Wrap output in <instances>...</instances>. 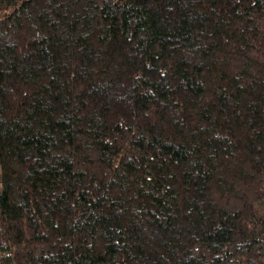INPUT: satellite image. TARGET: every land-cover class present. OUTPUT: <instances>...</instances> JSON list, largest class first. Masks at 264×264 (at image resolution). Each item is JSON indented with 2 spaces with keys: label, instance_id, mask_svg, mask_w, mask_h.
Listing matches in <instances>:
<instances>
[{
  "label": "trees",
  "instance_id": "trees-1",
  "mask_svg": "<svg viewBox=\"0 0 264 264\" xmlns=\"http://www.w3.org/2000/svg\"><path fill=\"white\" fill-rule=\"evenodd\" d=\"M0 264H264V0H0Z\"/></svg>",
  "mask_w": 264,
  "mask_h": 264
}]
</instances>
